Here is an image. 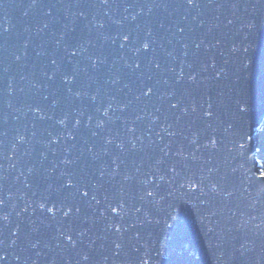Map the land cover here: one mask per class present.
<instances>
[{"label":"water","instance_id":"95a60500","mask_svg":"<svg viewBox=\"0 0 264 264\" xmlns=\"http://www.w3.org/2000/svg\"><path fill=\"white\" fill-rule=\"evenodd\" d=\"M30 3L31 0H0V31H8L5 38H0V88L3 89L0 92V133H6L0 135V140L6 145L8 157L0 159V175L6 177L0 180V200L4 201L0 205V264H264V174L254 157L256 139L264 126V3L257 4V0H217L216 4L208 7L207 0H204L205 6L199 10L173 5L154 8L151 13L146 7L141 12L139 6L68 8L60 0H48L49 5L57 6L32 8ZM127 3L135 4V0H127ZM220 3H239L240 7L221 8L218 6ZM48 10L52 11V16L45 15ZM80 11L87 13L88 21L77 15ZM133 15H137V20L131 19ZM93 19L103 21L106 27L99 31L109 35L125 30L133 32V35L139 32L143 39L149 27L153 30L154 51L145 55L154 57L161 67L156 69L153 65L151 72L144 74L146 81L149 76L153 77L149 81L150 86L157 85L153 96L136 100L140 93L138 75L130 74L128 69L124 70L119 84L111 83V73L121 68L123 60H119L118 43L115 46L110 41L105 44L96 29L89 32L85 28ZM113 20H120L122 24L116 25ZM251 20L260 25L254 36L245 26ZM45 23L49 24L48 28H44ZM177 23L185 29L183 33L177 31ZM72 27L75 31H71ZM209 27L212 28L211 33L208 32ZM62 32L67 33V42L75 44L82 39H90L91 51L102 49L109 56L107 65L102 66L99 72L91 73L95 79L81 73L76 84L63 82V73H71L72 65L61 60L63 47H57ZM201 40L203 43L197 49L196 44ZM26 43L27 49L24 48ZM185 43L189 45L187 57L183 55ZM234 46L239 49L237 52L232 51ZM246 47L247 52L244 51ZM25 51L27 56H24ZM41 52L45 55H39ZM18 55L22 57L19 61L16 60ZM131 55L129 52L128 56ZM54 58L61 60V71L55 81H49L44 73L54 71L51 64ZM245 58L249 65L247 104L240 118L235 115L239 109L232 87L238 63ZM117 60L119 62L115 63ZM182 62L184 77L178 80ZM86 63L81 58V67ZM188 64L192 67L189 68ZM205 67L207 71L203 70ZM221 70L223 73L218 78L217 73ZM194 74L197 79L193 82L189 77ZM34 83L43 87L34 88ZM8 85L12 86L11 91ZM68 87L90 94L99 90L100 101L94 103L88 97L71 98L67 94ZM170 92H175V95L167 96ZM181 98L180 106L172 109L171 104ZM54 99L61 100L57 108L51 107ZM209 102L213 105V115L206 118L203 112ZM109 103L114 104L110 113L113 119L104 130L97 129L96 120L105 119L102 111ZM121 104H129L128 109L120 111L118 106ZM193 104L196 112L191 110ZM33 106H40L51 119L41 120L35 116L29 111ZM185 107L189 110L188 115L183 113ZM97 108L101 112H97ZM65 114H70L71 118L67 128H62L56 121ZM153 115L159 117L155 124L152 123ZM89 116L93 117L91 128L86 126ZM137 116L143 119L136 121ZM77 118L81 119V126L75 133V140L61 139L59 145L46 147L49 132L54 135L64 133L66 137L67 132L73 130ZM125 121H136L135 136L144 138L142 150H132L126 143V150L121 152L113 144L107 146L109 155L101 154L98 160L93 161L87 147L95 145L96 152L101 153L106 147L103 142L105 136L111 135L119 140L125 135ZM166 124L172 125L169 131L177 133L174 137L161 131ZM18 135H24L26 143L20 144ZM65 144L72 148L69 158H79L67 170L86 180L99 181L103 187L98 198L103 201L107 195L109 203L115 202L114 194L119 192L122 181L121 177L100 180L98 170L101 164H107L111 171L112 158L118 155L123 161L121 174L126 170L134 173L136 167L148 173L157 158H164L165 163L159 166L160 174L164 175L162 180L153 172L150 178L153 183H141L144 179L141 174L137 181L124 185L123 200L127 212L124 223L129 226V231L123 236L115 234L114 229L107 233L104 231L109 220H119L110 210L105 211V218H100V212L106 208L105 203L96 205L95 211L85 206L81 219L72 224L73 238L78 240L77 247L73 249L57 238L62 212L52 219L50 214L29 203L38 200L49 184L59 186L61 183L58 177L64 166L56 168L55 165L64 158ZM166 145L169 156L165 157L160 150ZM13 146L17 148L15 153ZM181 147L184 156H176ZM52 149L59 151L53 155ZM44 153L47 159L43 158ZM173 163L177 169L175 174L169 171ZM31 166H35L38 173L28 176L27 169ZM50 169L55 170L49 172ZM25 178L31 187L25 186ZM212 185L222 186L225 192L220 195L212 193ZM190 187L195 193L189 191ZM201 187L207 194L201 199L208 198L223 213L213 217L212 224L201 215L207 211V206L199 204L196 197L203 195ZM145 188L152 190L151 197L146 196ZM71 191L64 189L59 195L53 193L52 201L66 197ZM153 199L156 201L154 205L150 203ZM169 204L172 209H168ZM141 206L153 218L161 215L156 209L171 210L170 227L162 243L159 229L147 223L144 211L133 217L135 208ZM26 207L27 212L24 211ZM5 215L7 219H3ZM225 217H231V222L226 223ZM85 218L90 219L85 222ZM137 220L144 221L143 225ZM67 223L65 220L64 224ZM132 224L136 226L131 227ZM213 226L215 231L209 232ZM34 228L37 231H33ZM229 228L233 231L229 232ZM83 230L87 232L80 239L76 233ZM221 231L223 235H220ZM137 233L141 239H132ZM13 240H16L15 245ZM113 240L125 243L119 255L115 252ZM36 241H39V246L33 248ZM58 242L61 247H58ZM85 254L89 256L88 261L82 259Z\"/></svg>","mask_w":264,"mask_h":264},{"label":"snow or ice","instance_id":"6c2138e0","mask_svg":"<svg viewBox=\"0 0 264 264\" xmlns=\"http://www.w3.org/2000/svg\"><path fill=\"white\" fill-rule=\"evenodd\" d=\"M61 4H65L68 8L76 7V8H98V7H105V8H119L121 6L127 8L132 6H139L141 8V12L143 11V8H147L149 13L152 12L154 8H168L170 6H178V7H187L189 9H196L199 10L200 8L204 7V0H135V4H129L127 3V0H60ZM217 0H207V6L211 7L212 5L216 4ZM264 3V0H257V4ZM56 4H48V0H31L30 7L32 8H39V7H45V8H55ZM219 7L223 8L225 6L232 7L233 9L240 7L239 3H220L218 5ZM45 15L52 16L53 13L51 10H48L45 12ZM80 18H83L85 21H88V15L84 11H80L77 14ZM107 15V13H106ZM133 21L137 20V15H133L131 17ZM116 25H121L122 22L120 20H113L112 21ZM75 23V20L73 21V24ZM231 23V21H230ZM247 28L251 30V34L254 36L256 34V30L260 25L255 20L248 21L245 25ZM49 24L45 23L44 28H48ZM106 25L103 21H99L96 19H93L89 21L85 28L88 29L89 32L94 28L98 32V36L100 39H102L105 44H107L109 41L113 46L117 45L119 47L120 56L119 60H123V65L121 68L117 69L116 72L111 73L113 79L111 80V83L113 84H119L122 79V74L125 69L130 70V74L138 75L139 79V89L140 93L136 95V100H141L144 97H151L155 94L157 91V85L152 84L149 85V81L153 79L152 76L148 77V81L144 79L145 72H151L153 65L156 69H160L161 65L157 62H155V58H149L147 53L153 52V45L155 43V36L153 33V30L149 27L146 34L144 35L143 39H141V36L139 32H137L135 35H133V32L131 31H125L120 30L117 31L113 35H109L107 32L99 31L101 29H105ZM163 27V25H161ZM177 31L183 33L185 31L184 28H180L178 23L176 25ZM200 27H203V25H200ZM71 31H75V27H72ZM212 28H208V32L211 33ZM8 33L7 30L0 31V38H5L6 34ZM67 33L62 32L60 34V38L57 41V47L62 46L63 47V57L61 60H66L69 65H72V72H64L62 75V80L67 85H73L77 83V78L81 75V73L84 74V76L88 77L89 79H95L91 75L92 72H99L101 70V67L108 64L109 56L104 53L102 49H96L95 51H91L90 47L92 46V41L90 39H82L78 41L77 43L73 44L72 42H67L65 40ZM203 43V40L200 41V43L196 44V48L199 49L201 44ZM28 44L26 43L24 45V48L27 49ZM185 51L183 55L187 57L189 55V52L187 49L189 48V45L187 43L184 44ZM239 49L237 47H233L232 51L237 52ZM245 52L248 51V47L244 49ZM131 53V57L128 56V53ZM39 55H45V53L41 52ZM171 55V53H170ZM24 56H27V52H24ZM81 58H83L84 61L87 63L84 67H81ZM21 56H16V60H21ZM61 60L58 59H52L51 64L54 66V71H52L50 74L45 72L44 75L47 77L49 81H55L57 74L61 71ZM119 60H117L115 63H118ZM247 58H245L243 61H240L238 63V66L235 71V80L233 82L232 91L235 94L236 100L235 103L239 109V111L235 114L237 117L242 118L243 116L241 114L245 113V106L247 104V88H248V69L249 65L247 63ZM115 63L113 64V67H115ZM182 66L180 68V71L178 73V80L183 79L184 77V67ZM189 68L192 67L191 64L187 65ZM215 67V65H213ZM204 71H207V68L205 67L203 69ZM6 71V69H5ZM172 71H175V69H172ZM223 73V70L221 72L217 73V77L219 78ZM197 76L194 74L189 77L190 81H196ZM127 86V85H126ZM34 88H42L43 85L40 84H33ZM9 91L12 90V86L8 85ZM3 89L0 88V92H2ZM23 91V90H22ZM67 94L71 98L80 99L83 97H88L92 102L97 103L100 101V93L99 90L95 94H90L87 91H81L76 90L73 91L72 87H68ZM167 96L171 97L175 95V92H170L166 94ZM48 97H45V100H47ZM115 98H113L114 100ZM163 99V97H161ZM183 98L181 100H177L175 103L171 104V108L175 109L178 108L182 102ZM61 104L60 99H54L52 101L51 107L57 108ZM114 104L109 103L106 108L102 111V116L105 119H97L95 123V127L97 129L104 130L107 127V124L110 123L113 119V117L110 115V113L113 111ZM120 111H126L129 107V104H121L118 106ZM212 103L209 102L207 104V108L203 112V116L206 118H211L213 115L212 112ZM192 112H196L197 108L195 104L192 105ZM29 111H31L35 116H38L41 120L43 119H51V117L46 116V113L42 110L40 106H33L29 108ZM97 112H101L100 108L96 109ZM159 111V109H158ZM183 113L185 115H188L189 110L187 107L183 109ZM80 116H83V113L79 114ZM71 118L70 114H65L63 118L56 121L57 124H59L62 128H67L68 121ZM143 119L142 116H137L136 121ZM92 120L93 117H88V123L87 127H92ZM159 120L158 116L153 115L152 116V123L155 124ZM136 121H125L126 127V133L123 137H121L119 140L115 139L111 135L105 136L103 138V142L105 144V148L102 150L101 153L96 152L95 145H89L87 147V152L90 155L91 159L93 161H96L100 158L101 154L103 155H109L110 151L107 146H111L115 144L116 148L121 150V152H124L126 150V143L131 145L132 150H142L141 145L144 143L143 136L136 137L135 133L137 132V128L135 127ZM81 126V119L77 118L75 120V123L73 125V130L68 131L67 135L65 137L64 133H60L59 135H54L51 132L48 133L50 139L45 142L46 147L51 148L52 145H59L61 139L65 140H75L76 139V132L80 129ZM171 124H166L162 126L161 131L164 133H167L168 136H175L177 133L175 131H169V128H171ZM0 135H6V133H0ZM33 136L36 135L35 132L32 133ZM93 135H97L96 133H93ZM17 141L20 144L26 143V137L24 135H18ZM193 143L196 141L193 140ZM87 143V142H86ZM213 143H215L213 141ZM152 145L149 144V147ZM6 145L3 140H0V159L8 158L6 154ZM17 151L16 146H13V153ZM58 149H52L53 155H56L58 153ZM163 152L164 156H169L168 146L166 145L163 149L160 150ZM64 152V158L59 161L58 164L55 165L56 168H60L61 165L64 166L63 169H61L58 180L61 181L59 186H54L53 184H49L47 190L44 194L40 196L38 200L35 201H29L30 204L34 203L36 207L39 208L41 212H46L51 215L52 219H56L57 213L62 212V218L60 223L57 226V238L58 241H65L67 246H70L71 248H76L78 244V240L74 239V228L72 227L73 221L76 219H81V212L83 207L87 206L88 208H91L93 211H95V206L101 204L102 202L106 204V208L100 212V218H105V211H111L116 216L119 217V220H114L113 218L109 220L105 226L104 231L110 232L111 230H115V234H119L120 236H123L124 233H127L129 231V226L124 223V217L127 215V212L125 210V201L123 200V193H124V185L130 184L134 180L137 181L141 174H143L144 179L140 182L143 184L153 183L152 173L155 172L159 178V180H162L164 178V175L160 174V165L165 163V160L163 157H159L156 159L155 164L151 166V170L148 173H145L142 171L141 167H136L134 173L132 171H125L123 174H121V164L123 161H121L120 156L116 155L112 158V169L111 171L108 170L107 164H101L100 168L98 170V175L100 180H116L117 177H121V187L118 193L114 194L115 202L109 203L108 199L109 197L107 195L104 196V200L101 201L98 197L100 195V189L103 187V185L99 181H95L92 179H85L83 176L78 175L76 172L68 171V168L73 167L78 162V157L75 158H69L72 154V148L68 147L67 144H65L63 148ZM44 159H47V154H42ZM176 156L183 157L184 151L181 147L179 151L175 153ZM15 167V165H13ZM55 169L48 170L49 172L54 171ZM169 171H171L173 174L176 173L177 169L175 167V164L173 163L169 167ZM28 176H32L34 174L38 173V170L35 166L28 167L27 169ZM21 175H24L23 171H21ZM6 179L5 176L0 175V180ZM25 186L31 187V185L28 183L27 178H25ZM181 188H183V185H181ZM64 189H72L71 192L68 193V195L56 202L52 201V194L56 193L59 195L64 191ZM146 196L151 197L152 196V190L145 188L144 189ZM190 192L195 193V190L191 187L189 188ZM210 191L212 193H216L217 195H220L225 192V189L222 186L218 185H212L210 186ZM200 193H203V195H198L197 200L199 204H204L207 206V211L201 212V209L198 207V210L201 212V215L204 219L208 220L209 224H212V218L216 217L218 215H222L223 213L218 211L211 200L207 199H201L202 197H207V194L204 193V188H200ZM35 195V193H34ZM181 196L184 195L183 192L180 193ZM227 195H231V193H227ZM118 197V198H116ZM143 199V197H142ZM94 202V203H93ZM4 201L0 200V205H3ZM150 203L153 205L156 203L155 199L151 200ZM173 206L171 204L168 205V209H172ZM35 209H33L34 211ZM25 212L28 211V208L26 207L24 209ZM144 211V207H136L133 217L137 213H140ZM158 213H160L159 218H153L151 216V213L149 211H144V219L147 221L148 224L154 225L159 229L161 243L165 236L167 235L168 229L170 227L169 221L172 219V213L171 210H165L163 209H156ZM166 212V214H165ZM3 219H7V215L3 216ZM87 219L85 218V222H87ZM67 220V225L64 224V221ZM232 220L231 217H225L226 223H230ZM44 223V221H42ZM137 223H140L143 225L144 221L137 220ZM135 224H132L131 227H135ZM209 232L215 231V226L208 229ZM33 231H37L36 228L33 229ZM229 232H232L233 229L229 228ZM19 232V229H17V233ZM87 230L80 231L79 233H76V235L82 239L86 235ZM220 235H223V231H221ZM132 239L140 240L141 235L140 233H137ZM112 243L115 246V252L117 255H119L123 249L125 248V243L122 241H116L113 240ZM12 244H16V240L12 241ZM39 246V241H36L32 244L33 248H37ZM62 245L58 242V247H61ZM65 250H67V247L65 246ZM82 259L84 261L89 260V256L87 254L83 255Z\"/></svg>","mask_w":264,"mask_h":264},{"label":"trees","instance_id":"16d2710c","mask_svg":"<svg viewBox=\"0 0 264 264\" xmlns=\"http://www.w3.org/2000/svg\"><path fill=\"white\" fill-rule=\"evenodd\" d=\"M254 157L260 165L262 173L264 174V126L259 131L256 139V152Z\"/></svg>","mask_w":264,"mask_h":264}]
</instances>
